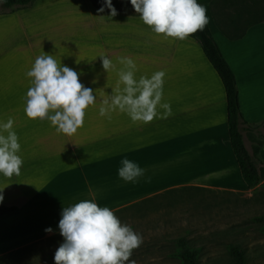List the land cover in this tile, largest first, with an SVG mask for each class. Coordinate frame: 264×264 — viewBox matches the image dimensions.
<instances>
[{
    "label": "crops",
    "instance_id": "crops-1",
    "mask_svg": "<svg viewBox=\"0 0 264 264\" xmlns=\"http://www.w3.org/2000/svg\"><path fill=\"white\" fill-rule=\"evenodd\" d=\"M82 1L88 4L85 5ZM78 2L91 8L87 12L97 13L98 10L92 5L91 0H78L77 5ZM197 2L207 9L210 30L235 73L242 114L248 123L244 131L246 147L251 155L259 149L255 161L260 168H264V0H197ZM103 14L106 15L107 23H103L102 26L109 34L107 40L112 47V52L107 51L106 56L112 60L115 69L121 67L118 63L120 57H129L135 61L137 73L145 72L149 54L148 52L142 53L140 48L147 46L145 37L153 39L151 42L155 45L153 48L156 50V55L152 57L154 65L151 70L163 71L169 78V90L161 102L171 106V115L166 119L154 118L148 124L132 123L126 114L119 111L111 112L110 119L101 117L99 112L95 114L94 106L92 113H86L83 126L74 134L77 151L72 161L78 168V177L74 181L57 178L55 183L59 184L60 190L58 191L73 184L71 189H75V192L80 190L84 192L87 199H93L92 194L85 193L83 185H85L84 182L91 180L87 178L93 177V172L97 169V161L91 154L96 150L95 146L99 144L93 146L94 149L88 145L94 143L100 135L108 137L106 142L108 149L121 151L122 159L127 158L134 161L144 170V175L135 183L126 182L122 194L119 195L120 199L137 200L135 203H138L183 188L229 193L255 191L248 189L244 182L232 146H230L224 86L201 47L190 38L180 41L156 35L142 23L136 13L133 15L118 12V15L112 18H108V10H105ZM14 16V13L0 16V22L4 20L8 22L7 20H11ZM62 18H64L63 13ZM91 19V17L69 19L73 25L66 29L72 33V30L78 32V28H85V32L92 34V29L89 27ZM31 24L35 26L34 21H31ZM132 24H140V29H132ZM30 25H27V29ZM129 34L135 37L130 39ZM31 35L35 36L33 33ZM65 41V38H59L57 46L55 44L51 46L48 43L57 63H62L80 73L100 71L98 68L101 66L100 58L94 54V52L102 54L100 46L93 44L88 46L86 42L78 40L74 48L70 50L65 48ZM35 46L34 42L28 41L25 47V62L15 61L12 69L0 63V91L11 90L9 97L0 96V108L2 105L7 106V103L12 106L13 102L25 104L24 97L30 86V78L26 76V72L36 59ZM130 48L133 51L129 52ZM45 53L49 54V52ZM115 69L109 72L114 71L115 73ZM20 80H26V82L19 84ZM117 81L106 83L107 96L96 102L98 106H101L102 101L112 94V90L117 87ZM157 110L163 113V109L158 108ZM28 120V126L37 124L39 129L35 127L34 130L32 127V132L31 128L26 130L33 136V141H27V153L23 157L21 155L22 158L27 159V164L25 166L22 164L19 175L25 172L36 176L38 175L36 167L46 168L49 175L47 182L51 183L52 158L49 155L52 145L51 136H58L57 141L60 144L66 141L63 138L65 135L57 133L55 127H51L49 123V127L46 126L41 130V120H37V123L36 121L31 123L29 118ZM14 131L19 137L21 133ZM61 145L62 143L60 147ZM58 159L61 163L65 161L56 155L55 160ZM83 173H88V177L85 178ZM8 180H11V177L0 175V188L3 184H8ZM45 190V188H36L32 185L30 190L21 197L17 194L6 195L9 198L27 199L29 204L32 201L34 207V210L26 214L27 217L24 214L18 218L17 221L20 223L13 222V220L8 221L7 223L10 224L8 232L20 227L33 232L42 230L40 235L45 233L44 229L48 227L59 232L57 226L61 211L54 218L48 217L47 214H50L52 202L62 198L65 192L59 193L62 194L60 196ZM40 198L49 201L45 211H39L38 204L33 203V201L41 200ZM4 201L6 203L7 200L0 202V207L7 206L2 204ZM10 212L0 218V221L7 215L14 214ZM35 216L37 218L34 219ZM18 225L20 226L17 227ZM15 226L17 228H13Z\"/></svg>",
    "mask_w": 264,
    "mask_h": 264
},
{
    "label": "rangeland",
    "instance_id": "rangeland-1",
    "mask_svg": "<svg viewBox=\"0 0 264 264\" xmlns=\"http://www.w3.org/2000/svg\"><path fill=\"white\" fill-rule=\"evenodd\" d=\"M48 1L52 0H38L29 8H17L13 12L9 11V13L4 14L2 13L3 10L0 0V16L15 14L14 18L7 20L8 22H6V20L0 22V63L12 69L15 61L25 62V47L28 41L36 44L35 53L37 56L41 55L43 52H49V54L53 55L54 52L49 49L48 43L54 46V44L56 45L59 42V38L66 39L65 48L70 50L74 48V44H76L78 40L86 42L88 46H92L91 44L100 46L102 48V54L94 52V54L98 56H106L108 54L107 51L112 50L107 40L109 34L102 26L103 23H107L105 21V14L99 13L98 11H96V14L87 12L88 9L91 8L81 5L79 2L77 5L76 2L78 0H53L54 2L49 4L47 3ZM91 1L92 5L96 7L97 10L103 3V0ZM82 2H84L85 5L88 4L85 1ZM112 3L117 12L135 14L129 0H112ZM105 10L108 9L105 8ZM62 13L64 14V18H62ZM79 17L83 19L86 17L92 18V22L89 25L92 29V34L85 32V28H78V32L72 30V33H70L69 29H66L73 25L69 19L77 20ZM66 18L67 20L64 22ZM31 21H34L35 26H32ZM27 25H30L28 29ZM139 25L140 24H132V29H140ZM79 26L81 25L79 24ZM82 27H85V25H82ZM127 32L129 33L130 31ZM32 33L35 36H32ZM130 35L131 34H129V37ZM134 37V35H131L130 39ZM145 39L147 46L140 48V50L142 53L148 52L149 54V57H147L146 71H142L141 73L136 72V78L140 76L151 77V75L155 73V71L151 70V67L154 65V58L152 57L156 55V50L153 48L155 45L151 42L153 41L152 38H148L147 36ZM138 40L142 41V39ZM149 44L151 46H148ZM87 49L89 48L87 47ZM131 51L133 50L130 48L129 52ZM20 53L21 55H19ZM98 68L100 71L97 73H92L91 71L89 73L78 72L80 74V82L85 87L92 88L93 95L96 96L95 105L89 106L86 110L88 114L93 112L94 106L95 114L99 112L102 105L98 106L96 102H98L100 98L107 96L106 83L118 80L117 71L115 73L114 71L106 73L102 69V66ZM163 79L162 99H165L164 97L167 95V90H169V78L165 76ZM24 82H26V80H20L19 84H23ZM21 90L24 91L25 89ZM10 91L11 90L8 89L5 92L0 91V96L6 95L9 97L11 94ZM7 106L2 105L0 108V121L6 122L9 118L14 121L13 129L21 133L18 137V142L21 145L22 152L19 153V155L23 157L27 153V141H33V136L28 134L26 130L31 128L30 130L32 132V127L34 130L35 127L37 129H39V127L37 124H34L35 126H30L29 124L28 126L29 120L24 113L25 104L13 102L12 106H9V103H7ZM40 122L42 123L40 124L41 130L50 125L47 119L41 120ZM51 127L54 126L51 125ZM63 138L66 141L60 142V144L62 143L60 147L57 141L58 136H51L52 145L49 151V155L52 158L50 168L52 176L51 183L47 182L49 178L48 169L36 167L38 175L32 176L24 172L22 175L12 176L11 180L7 181L8 184H3L0 188V190H3V200H7L6 203L4 201L2 204L4 206L7 205L6 207H12L9 208V212L12 211L14 213L11 215L10 213L12 212H10V215H7L0 221V258L5 259L0 261V264H53L54 252L59 247L60 243L63 242V238L57 231H53L52 234L42 233L40 235L42 230L33 232L21 229L22 227H20L19 229L8 232L10 228V224L7 223L8 221L13 220V222L16 221V223H20L17 221L19 217L24 214V216H26V214L34 210L32 201L30 205L27 199H19V197L30 190L32 185L36 188H45V191L52 194L55 193L56 195L65 192L62 198L52 202L50 214H47L50 218H54L58 215L63 207L87 199L85 194H83L84 192L80 190L75 192V189H71L73 184L65 186L63 190L61 189V191H58L59 184L57 182L55 183L57 178L74 181L75 178L78 177V168L75 167L72 161V157L76 155L77 151L76 137H74V135L70 137L65 135ZM107 141L108 137L100 135L97 136L94 143L88 145V147H93L99 144L95 146L96 150L91 154L97 161V169L93 172V177L87 178V180H91L86 181V183L84 182L85 185H83V187L85 193H88V195L92 194V200L97 202L99 206H107L111 210L116 211L137 202V200L132 201L119 198V195L122 194L124 186L126 185V182L117 175V169L121 167L120 161L122 160L123 153L121 151H112L110 148L108 149ZM56 155L61 159H65V161L62 163L58 162L59 159L55 160ZM22 160L25 166L27 164V159L22 158ZM44 173L45 175H43ZM83 175L85 178L88 177V173H83ZM7 194H17L19 197L16 199L15 197L9 198L6 196ZM173 198H175V200H170ZM40 199L41 200L33 201V203L35 202L38 204L37 208L39 211H45L49 201L45 198ZM163 203L165 204H163L165 210L160 212L161 214L154 213L146 215L140 222L141 227L139 226L138 218L142 215L137 212V209H131L123 215L115 214L122 223H126L127 225L134 224L136 227H132V229L143 238L141 246L135 249L130 257L131 260L137 259L135 260V264L161 263L163 257L160 258L156 254H149L145 244L150 243L154 238L159 239L160 236L163 235H171V237L176 238L184 234H187L188 239L194 243L203 241L202 243L206 244V253L201 258L204 264H212L215 261L220 264H227L228 258L223 247L234 241L240 242L246 246L250 257L249 264H264V235L261 234L260 230L256 228L252 221L253 217L264 212V183L258 190L241 193L188 188L176 194L174 197H167V199L163 200ZM29 217L31 218V216H28L30 220ZM35 218H37V216H35L34 219ZM157 219L165 220L168 223V227H163V221L157 223ZM19 226L20 225L17 227ZM17 227L15 226L13 228ZM27 228L31 229L33 227ZM232 230L233 236H228L226 232ZM149 251L154 253V250ZM145 255H147V258L144 257ZM139 258H141V260H139Z\"/></svg>",
    "mask_w": 264,
    "mask_h": 264
},
{
    "label": "clouds",
    "instance_id": "clouds-1",
    "mask_svg": "<svg viewBox=\"0 0 264 264\" xmlns=\"http://www.w3.org/2000/svg\"><path fill=\"white\" fill-rule=\"evenodd\" d=\"M144 25L165 39L183 41L208 23L207 9L197 0H129ZM109 11L108 18L118 15L112 0H103L98 9ZM104 18V17H101ZM107 73L115 69L107 56H98ZM117 87L102 101L101 117H110L113 111L126 114L132 123H150L154 118L166 119L171 106L162 103L165 72L157 71L151 77L136 78L137 65L132 58L120 57ZM79 73L62 63L54 55L43 52L37 56L26 72L30 78L24 97V113L32 121L47 119L55 131L74 135L84 124L86 110L94 105L93 89L85 87ZM123 85V87H120ZM163 109V113L157 109ZM14 121H0V175L12 177L20 174L23 160L21 145L13 129ZM6 133V134H5ZM117 175L125 182L135 183L144 170L134 161L124 158ZM0 190V202L4 197ZM63 238L53 255V264H135L130 257L143 243L142 236L131 226L122 223L113 210L85 199L63 207L58 222ZM52 234L51 227L44 229Z\"/></svg>",
    "mask_w": 264,
    "mask_h": 264
},
{
    "label": "trees",
    "instance_id": "trees-1",
    "mask_svg": "<svg viewBox=\"0 0 264 264\" xmlns=\"http://www.w3.org/2000/svg\"><path fill=\"white\" fill-rule=\"evenodd\" d=\"M36 1L38 0H1L2 13L7 14L9 11L13 12L17 8H29ZM188 38L194 40L200 45L204 55L218 74L224 86L227 101L230 143L240 167L242 178L248 189L257 190L264 182V168H260L255 161V157L259 154V149H256L254 154L251 155L245 144L244 131L246 130L245 126L248 125V123L242 114L239 88L235 73L225 59L217 41L215 40L210 30L209 22L205 25L202 31L198 30ZM187 189L188 188L172 190L141 202L134 203L117 210L114 213L123 215L131 209H137V212L142 215L138 218L139 226L141 227L140 222L146 215L160 213L165 210L163 207L164 199L171 196L174 197L176 194ZM170 200L173 201L175 198ZM8 212L9 208L0 207V217ZM162 221L164 222L163 227H168V223L165 220L157 219V223ZM252 221L256 228L260 230L261 234L264 235V212L253 217ZM129 226L136 227L134 224H129ZM226 234H228V236H233V230L226 232ZM202 242L203 241L194 243L188 239L187 234L179 235L176 238L171 237V235H163L160 236L159 239L154 238L150 243L145 244V246L148 248L147 252L149 254H156L160 258L163 257V261L158 264H204L202 263L201 258L206 253V244ZM223 248L228 258L227 264L250 263V257L244 244L234 241L230 242ZM149 250H154V253ZM146 256L147 255L144 257L147 258ZM141 258H139V260H141ZM3 260L5 259L0 258V261ZM212 264L220 263L215 261Z\"/></svg>",
    "mask_w": 264,
    "mask_h": 264
}]
</instances>
